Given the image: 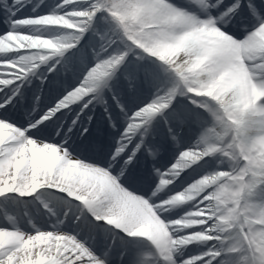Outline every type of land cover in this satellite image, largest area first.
Segmentation results:
<instances>
[{"label":"snow or ice","instance_id":"6c2138e0","mask_svg":"<svg viewBox=\"0 0 264 264\" xmlns=\"http://www.w3.org/2000/svg\"><path fill=\"white\" fill-rule=\"evenodd\" d=\"M127 2L185 23L184 49L133 35L101 0H0V264H138L143 248L163 264H264V223L229 228L212 188L159 207L231 170L212 145L254 86L234 54L264 34V0ZM191 152L201 158L184 165ZM242 188L264 208V176ZM157 219L167 232L132 227Z\"/></svg>","mask_w":264,"mask_h":264},{"label":"clouds","instance_id":"9594fccd","mask_svg":"<svg viewBox=\"0 0 264 264\" xmlns=\"http://www.w3.org/2000/svg\"><path fill=\"white\" fill-rule=\"evenodd\" d=\"M101 2L108 5L112 16L126 24L133 35L142 36L149 42L172 38L174 43L170 48L174 55L182 51L191 38L189 36L181 38L178 35L187 27L185 23L179 20H166L164 18L166 13L162 11L152 10L135 3L129 5L127 0H101ZM45 19L47 22H56L63 18ZM35 31H39V29H35ZM51 43L44 39L29 42L30 46L40 48H47ZM244 59L250 61V64L245 67L251 69V75L255 78L252 82L254 86L246 88L241 98L243 109L239 113L235 111L227 113L231 125H224L220 133L223 139L212 145L215 149L217 163L227 166L231 170L202 177L190 185L185 192L177 197L162 201L159 205L162 211L167 212L178 203L194 199L202 192L212 188L213 191L205 199H212L213 204H218L219 210L223 213L221 220L231 221L228 223V227H238L240 234H244V228H248L250 233L261 231L256 228V225L264 223V208L256 206L258 201L255 196L242 197L241 195L243 192L242 183L264 176V107H257L260 100L264 99V89L258 86L264 84V34L235 52L234 62L242 65ZM201 64H203V60L198 61L194 68H199ZM228 78L243 80L239 73H229ZM225 99L226 102L231 103V97L226 96ZM245 111L248 112L245 131L238 135L235 128L239 126V117ZM200 158L199 152H191L184 157L182 163L190 166ZM245 169H249V171L245 172ZM253 169H255L254 174ZM178 176L179 171L174 169L172 179L161 182L163 187L160 188V192H163L169 184L178 179ZM132 227L153 234L167 232V226H162L158 219L152 222L137 221L133 223ZM245 238L247 237L245 236ZM172 246L176 254H181L183 238L173 240ZM137 259L138 264L141 262L142 264H163L162 259L149 248L138 252Z\"/></svg>","mask_w":264,"mask_h":264},{"label":"bare ground","instance_id":"6f19581e","mask_svg":"<svg viewBox=\"0 0 264 264\" xmlns=\"http://www.w3.org/2000/svg\"><path fill=\"white\" fill-rule=\"evenodd\" d=\"M0 134H3V129L0 127ZM144 249V248H143Z\"/></svg>","mask_w":264,"mask_h":264}]
</instances>
